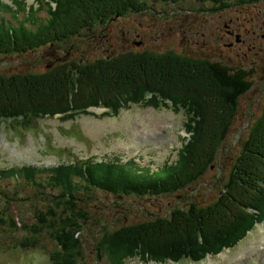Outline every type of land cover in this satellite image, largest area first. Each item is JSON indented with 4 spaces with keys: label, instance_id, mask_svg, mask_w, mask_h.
<instances>
[{
    "label": "rangeland",
    "instance_id": "rangeland-1",
    "mask_svg": "<svg viewBox=\"0 0 264 264\" xmlns=\"http://www.w3.org/2000/svg\"><path fill=\"white\" fill-rule=\"evenodd\" d=\"M2 1L6 4L12 3V0ZM25 1L26 9L28 5L37 7L35 0ZM252 2L247 5L242 16L240 12L244 3L241 2H230L225 9L211 11V8L204 6L206 3L199 7L198 1L185 0L178 5H165L150 0L151 8L149 10L123 17L122 20H115L108 28L105 25L97 29L86 30L66 43L48 45L43 49L23 55H0V73L8 76L42 73L46 67L53 68L63 62H92L108 55L110 58H114L121 54H136L137 51L157 53L172 51L186 57L220 62L231 67L232 70L243 69L249 72L253 86L239 100L237 118L229 143L226 145L229 151L225 150L218 156L216 166L198 185L191 187L188 193L184 192L183 196L176 194L163 195V197L123 198L120 200L121 203L116 204L114 208L105 207L101 201L97 200L98 205L110 214L107 216L108 218H99L98 215H94L85 226L87 232L83 234L84 258L79 261V264H108L106 258H104L105 262L99 257L98 251L93 250V245L98 246L100 252L107 255L140 248L143 252L138 255L137 259L156 260V256L150 254L147 246H144L147 235L144 236L143 233L145 230L151 229L152 226L155 228L158 226L154 223L150 225L147 223L152 219L151 213L158 215L162 211L166 212L169 208L172 209H170L172 222L174 220L177 222L180 218L183 221L184 219L197 218L200 223L205 222L202 229V240L195 244L196 256H201L208 249L213 250L206 242V235H209V242L215 246L221 238L232 236L231 232H235L244 220V224L250 221L249 209L241 206L242 201L237 200L236 203L233 198V195L238 196L239 192L244 190L241 188L242 182L237 181L234 187L238 189V192L233 190L229 192L226 188L224 191L222 190L242 151L243 142L247 137L248 124L250 122L254 124L264 109V39L260 38L261 32L264 33V28L261 30L264 22V0H253ZM202 9L207 11H202ZM22 15L23 13H20L15 19L11 14H8L7 19L17 24L18 21L24 19ZM37 18L39 20L47 18L46 12L41 11L37 14ZM229 18L236 21L235 27L242 29L246 42L238 43L234 47L229 46L232 48L215 49L216 45L213 42L229 44L234 41L230 37H224L221 40V36L224 35V21ZM36 24L38 25V22ZM247 30L251 33H247ZM253 30L257 34L254 35ZM215 31L217 34L213 36ZM139 42L141 45L138 46ZM124 63L117 65L118 73L121 72L122 75L116 81L111 80L110 88L105 90L110 93L111 91H108L115 87L129 88L121 94L122 99L126 96L141 97L145 93L151 92L159 95L157 101L176 100L181 104L192 102L197 111L204 109L201 112L203 114L206 112L208 104L211 111L218 100H221L222 97L226 98L230 94L227 95L228 91L225 92L220 87L208 65L204 63H191L187 69L189 73L172 70V76L160 74L161 78H159V73L155 75L156 70L162 69L159 63H155L150 72H144L140 68L139 62H129L130 64L127 63V66L123 68ZM166 69H169V66ZM105 74L102 75V79L107 78ZM107 75L110 79L113 78L111 73ZM142 78H149L154 82H148ZM164 87L169 90L168 93H162ZM194 91L198 92L199 97L201 93H205L203 103L192 100L190 92ZM221 91L224 94L222 93L219 97ZM96 111H99L97 114H100L102 110ZM186 120L183 111L161 110L157 112L151 109L141 110L132 105L128 110L123 109L117 118L100 119L81 115L75 120L67 121H60L58 118L39 120L35 126L18 127L16 125L10 127L7 123L0 124V169L22 166L23 164H40L49 167L54 166L57 161L63 158H68L70 161L76 157L85 159L90 156V158H95V161L121 159L126 162L135 158L141 167L157 170L165 163L177 160V151L181 148L182 138L185 137L183 128ZM203 137L204 139L200 137L198 142L195 140L191 151L196 146L198 148L203 146L206 139L205 134ZM202 154L204 153L197 152V156ZM194 156L196 157L195 154ZM243 164L245 163L243 162ZM223 169L224 173H221ZM24 184L19 183L15 186L11 183V177L2 178L0 190L9 199L19 201L23 193L28 194L31 191L30 185ZM16 189H20V192L14 194ZM224 193L225 197L234 200L235 205L233 204L232 207L235 212L228 206L219 208L216 206L218 209L214 207L211 210H205V212L197 211L196 215L190 210L191 202L205 207L215 202L218 197L222 199L221 195ZM85 196L90 202L96 201L90 199L93 197L91 194ZM28 197L24 196L25 199ZM179 197V201L191 199L189 208H184L189 203L178 204L175 201ZM110 198L106 194L98 196V199L105 202ZM3 200L0 201L2 207L7 202L5 198ZM176 204L178 205L173 207ZM12 206L14 207L15 204ZM63 209L67 213H72L67 205L63 206ZM18 210L26 216V219L34 222L32 207L25 209L28 213L19 208H14L12 211L17 214ZM172 212L177 213L172 214ZM252 212L256 214V211ZM173 215H177V217L174 218ZM183 221L177 223L180 224ZM215 229L222 231L216 235ZM177 231L183 232L184 234L180 236L193 242L192 240L197 239V232L200 229L197 226H191L185 231L184 227L180 226L174 230H164L162 234L165 236L168 232ZM152 232L156 235L155 231ZM110 233L112 236H108ZM26 237L27 234H24L17 239L16 234L0 230V264H54V260L49 259L53 250V241L47 234H43L37 246L30 249L20 247L19 241ZM157 237L155 241L161 243L163 236L159 240ZM159 248L163 247L159 246ZM225 253L224 256L214 257L217 261L215 264H264V223L248 233L246 239L233 249L225 250ZM191 261V259H184L179 264H194ZM143 262L145 263V261ZM209 262V260H205L203 264ZM124 264L143 263L134 259L126 260ZM166 264L172 263L167 262Z\"/></svg>",
    "mask_w": 264,
    "mask_h": 264
},
{
    "label": "trees",
    "instance_id": "trees-1",
    "mask_svg": "<svg viewBox=\"0 0 264 264\" xmlns=\"http://www.w3.org/2000/svg\"><path fill=\"white\" fill-rule=\"evenodd\" d=\"M48 1L38 0L37 8L28 5L26 9L25 0H12L11 5L0 0V54H23L37 51L48 45L63 44L86 30L97 29L105 25L108 28L109 21L117 15L127 17L130 14L143 13L151 8L150 0ZM152 1L165 5H178L185 0ZM195 1L211 3L216 7V10L226 8L230 2L253 3V0ZM53 2L56 4L55 8L50 6V3ZM42 10L46 12L47 18L39 20L37 14ZM6 13H11L15 19L20 13H23L24 19L16 24L4 17ZM216 34L215 31L213 36ZM213 44L215 45V42ZM123 62H125L123 68L127 66V63L130 64L129 62H139L141 67L137 66L144 72H150L155 63H159L162 69L155 71V75L159 73V78L162 77L160 74L172 76V70L189 73L187 69L191 63H204L208 65L220 87L225 92L228 91L227 95L230 94L228 97H222L221 100H218L211 111L208 104L207 109H205L206 112L203 114L201 112L204 109L197 111L192 102H187L191 105V111L195 113L193 127L190 125L194 134L188 145L179 152L178 160L173 164H166L157 171L137 167L134 160L122 164L119 159L95 161V158L75 160L49 169L34 166L0 169V181L2 178L8 179L12 175L20 173L24 177L31 178L32 182L35 183V186L30 185L31 191L28 194L23 193L19 201H13L0 192V201H4L3 198L7 201L4 207L0 206V230L16 234L17 239L27 234L26 238L19 241L20 246L24 249L36 247L41 236L47 234L55 243L53 244V255L50 257L54 260V264H79V261L84 258L83 234L87 232L85 226L94 215H98L99 218H108L107 216L110 214L104 211L97 201L90 202L81 196L83 192H96L99 193L98 196L101 194L109 195L111 197L109 201L105 202L102 199H98V201H101L105 207L114 208L116 204L121 203L120 200L123 198L163 197V195L176 194L183 196L189 192L191 187L198 185L216 166L218 156L225 150L227 152L226 145L229 143L237 118L239 100L253 86L249 72L246 70H232L231 67L220 62L186 57L172 51L166 53L147 51L136 54L128 53L114 58H110L108 55L92 62H63L43 74L8 76L0 73V124L3 125L8 122L10 127L16 125L18 127L35 126L38 120H44L45 117H53L56 114H62L63 120H70L80 114H92L88 111L90 107L105 104L108 105L106 106L107 111L113 109L112 105L115 106L117 114L122 106L128 107L130 103L154 107L164 106L165 100L157 101L159 95L151 92H147L141 97L126 96L122 99L121 94L129 88L115 87L108 91H111L110 93L105 91L110 88L111 80L116 81L122 75L121 72L118 73L119 67L117 65ZM167 66L169 69H166ZM110 73L113 75L112 79L107 75ZM104 74L107 78L102 79ZM142 79L151 81L149 78ZM168 92L166 87L162 89V93ZM197 93V91L190 92L192 100L203 103L205 93H201L200 97ZM222 93L224 94L221 91L219 97ZM147 97L150 98L146 102ZM171 101L174 103V108L178 109L181 103H177L176 100ZM204 134L206 139L202 144L203 146L199 148L196 146L197 148L195 147L191 151L195 140L198 142L200 137L204 139ZM246 136L242 151L233 165L222 191L226 188L229 192L231 190L238 192V189L234 187L237 181L242 182L244 186L242 185L241 188L244 190L240 191L238 196L233 195V198L236 203L237 200L242 201L241 206L249 209L250 221L244 224V220L235 232H231L232 236L221 238L215 246L209 242V235H206V242L210 245L209 248H213V250L208 249L201 256H196L195 244L202 240V229L205 222L200 223L197 218L184 219V221L180 218L177 221H183L180 224L176 220L172 222L171 208L167 210L168 212L162 211L158 215L151 213L152 219L147 223L149 225L154 223L158 226L156 228L152 226L151 229L145 230L143 235H147V237L144 246H147L150 254L156 256V260L143 261L164 264L169 260L179 263L184 259H191L198 263L208 254L216 255L222 250L236 246L257 223L264 222V109L254 124L251 122L248 124ZM231 142L233 144V140ZM197 152L204 154L197 156ZM243 162L245 164L242 165ZM41 173L48 175L46 181H43L39 176ZM221 173H224V169ZM81 178H87L91 185H81L79 183ZM129 185L133 186L130 191L128 190ZM19 192H14V194ZM25 195L29 197L25 199ZM221 197L222 199L218 197L215 202L205 207H200L196 202H191L193 206L190 205L191 199L179 201V197L175 201L178 204L189 203L184 208H189L190 205V210L193 213L205 212V210H211L216 206L218 208L228 206L233 209L234 200L225 197V193ZM12 204L15 206L13 207ZM178 204L173 205V207ZM65 205L70 207L72 213H67L63 209ZM29 207L33 209V223L26 219V216L19 210L17 214H15V210L12 211L14 208L25 211ZM252 211H256V214ZM175 213L177 212H172V214ZM173 217L176 218L177 215H173ZM172 224L174 225L171 226ZM180 226H183L185 231L191 226H197L200 229L197 232V239L191 242L180 236L184 234L180 231L168 232L165 236L162 234L164 230H174ZM152 231H155L156 235ZM221 231V229H215V234L219 235ZM157 235L159 236L157 237ZM108 236H112L111 233ZM162 236L163 241L161 243L155 241L156 237L159 240ZM159 246L163 248H159ZM93 248V250L98 251L100 258H106L108 264H124L126 260L137 259L138 255L143 252L142 249L137 248L107 255L100 252L98 246L93 245Z\"/></svg>",
    "mask_w": 264,
    "mask_h": 264
},
{
    "label": "flooded vegetation",
    "instance_id": "flooded-vegetation-1",
    "mask_svg": "<svg viewBox=\"0 0 264 264\" xmlns=\"http://www.w3.org/2000/svg\"><path fill=\"white\" fill-rule=\"evenodd\" d=\"M204 3L205 2H199V5H204ZM247 5H250V3H244L243 4V8H242V10H241V15L243 16V14H244V11L246 10V8H247ZM203 11H205V10H203ZM207 11V10H206ZM239 18L237 17V20H238ZM234 23L236 24V21H234V19L233 18H229L228 20H225L224 21V24H223V26H224V35H222L221 36V40H223L224 39V37H230V38H232V39H234V41H231L229 44H224V43H221L220 44V42L219 41H217L216 43H215V49L216 48H223V49H226V48H228L229 46H231L232 45V47H234L236 44H238V43H244V42H246V39H245V35L242 33V29L241 28H237V27H235L234 26ZM264 28V22L262 23V28H261V30ZM247 33H251V32H249V30H247ZM252 33L255 35V34H257L254 30L252 31ZM260 38L261 39H264V33H262L261 32V34H260ZM224 42V41H223ZM235 42V43H234ZM220 44V45H219ZM232 47H229V48H232ZM46 69V68H45ZM44 69V70H45Z\"/></svg>",
    "mask_w": 264,
    "mask_h": 264
},
{
    "label": "bare ground",
    "instance_id": "bare-ground-1",
    "mask_svg": "<svg viewBox=\"0 0 264 264\" xmlns=\"http://www.w3.org/2000/svg\"><path fill=\"white\" fill-rule=\"evenodd\" d=\"M192 1L196 2L195 0H192ZM202 11H203V10H202ZM136 14H139V13H136ZM102 119H103V118H102ZM132 189H133V186H132V185H131V186L129 185V186H128V190L130 191V190H132ZM138 197H141V196H138Z\"/></svg>",
    "mask_w": 264,
    "mask_h": 264
},
{
    "label": "water",
    "instance_id": "water-1",
    "mask_svg": "<svg viewBox=\"0 0 264 264\" xmlns=\"http://www.w3.org/2000/svg\"><path fill=\"white\" fill-rule=\"evenodd\" d=\"M118 18V17H117ZM116 19V18H115Z\"/></svg>",
    "mask_w": 264,
    "mask_h": 264
}]
</instances>
